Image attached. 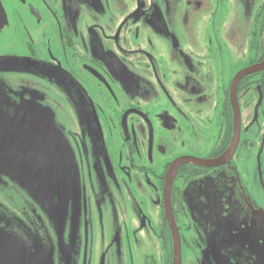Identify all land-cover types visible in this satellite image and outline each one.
Returning <instances> with one entry per match:
<instances>
[{
	"label": "flooded vegetation",
	"instance_id": "obj_1",
	"mask_svg": "<svg viewBox=\"0 0 264 264\" xmlns=\"http://www.w3.org/2000/svg\"><path fill=\"white\" fill-rule=\"evenodd\" d=\"M217 1L197 41L200 0H0V89L55 126L12 155L67 175H2L0 264H264V0Z\"/></svg>",
	"mask_w": 264,
	"mask_h": 264
},
{
	"label": "water",
	"instance_id": "obj_2",
	"mask_svg": "<svg viewBox=\"0 0 264 264\" xmlns=\"http://www.w3.org/2000/svg\"><path fill=\"white\" fill-rule=\"evenodd\" d=\"M11 60V59H10ZM9 60V61H10ZM5 63V61H3ZM10 94L4 88L0 89V99L2 101L0 110V180L2 175H8L14 180L18 181L23 187L27 188L29 191H38L42 193V189L47 187L51 188V185L57 187V192L61 195V204L66 202L67 194V175L64 173L58 174L55 178H45L37 177L31 169H27L25 164L27 162L21 160L19 156L12 155V148H20L23 143L25 144H35L36 138L39 137V132L45 138L48 146L54 147L55 140L51 135V129L55 128L54 121L52 119H46L50 124H43L36 117H40L36 106V103L21 100V111L20 113H13L15 106L9 98ZM31 116V121L35 126H28L29 118ZM43 121V120H42ZM20 139V142L19 140ZM40 145V141H39ZM12 147V148H11ZM56 155L55 151H53ZM57 156V155H56ZM55 156V157H56ZM58 157V156H57ZM63 162L62 157L56 158V162ZM179 162V161H178ZM177 162V163H178ZM177 164H175L176 166ZM57 170H61L60 164L56 166ZM171 217V216H170ZM175 231L177 232L176 228ZM182 263V250L180 245V240L176 236V245L174 249V261L173 264Z\"/></svg>",
	"mask_w": 264,
	"mask_h": 264
},
{
	"label": "rangeland",
	"instance_id": "obj_3",
	"mask_svg": "<svg viewBox=\"0 0 264 264\" xmlns=\"http://www.w3.org/2000/svg\"><path fill=\"white\" fill-rule=\"evenodd\" d=\"M225 5H226V13H225V16H224V19H223V24H222V33L224 35H227V34H230L236 21H237V18L238 16L240 15V8H239V1L240 0H223ZM201 2V8L199 10H197V13H194V12H191V21H190V24L188 25V27L185 28L186 31H189V32H194L195 33V37H196V40L197 41H201V38H200V35L202 34V31H206V29L208 28L209 26V23H210V15L208 14V12H204L205 10H214V14H216L217 10L219 9V6H220V1H215V0H200ZM186 0H174V11L175 12H182V11H188V8L186 6ZM195 11V10H193ZM177 31V34L180 36V39L179 41L180 42H183L184 39H185V36L183 34V30L179 31V28L176 30ZM175 31V32H176ZM163 48L165 49H169V45H165ZM31 77V76H30ZM46 78H49L46 76ZM34 79L36 82H40L39 79H37L35 76H34ZM48 80V79H46ZM41 83V82H40ZM16 89V87L14 88ZM21 93V92H20ZM19 92L18 93H13L11 95V97H9L12 101V103L15 104V106H13V113H20V111L22 110L21 109V101L19 100L20 99V94ZM23 94V93H21ZM27 97H30V100H25L22 98V100H24L25 102L28 101V102H33V103H36V104H41L39 98H43V93L41 94H38L35 90L31 89L30 88V92L29 94L27 95ZM43 100V99H42ZM2 104V101L0 99V105ZM41 106V105H40ZM38 108V107H36ZM1 106H0V110H1ZM52 120L53 117L51 115L50 117Z\"/></svg>",
	"mask_w": 264,
	"mask_h": 264
}]
</instances>
